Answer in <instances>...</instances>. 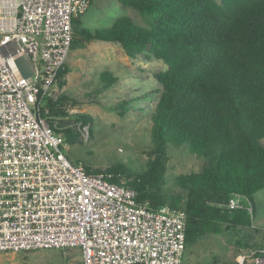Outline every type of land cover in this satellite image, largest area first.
Listing matches in <instances>:
<instances>
[{"label":"trees","instance_id":"trees-1","mask_svg":"<svg viewBox=\"0 0 264 264\" xmlns=\"http://www.w3.org/2000/svg\"><path fill=\"white\" fill-rule=\"evenodd\" d=\"M119 2L148 27L119 17L109 29H88L79 18L73 23L71 49L78 42L109 43L130 59L155 58L167 69L154 75L160 97L150 116L146 169L135 172L116 163L100 170L86 165L87 172L112 173L116 183L134 190L137 202L150 210L170 206L185 211L186 251L207 236L252 228L247 210L231 211L225 205L233 195L254 205L264 190V0ZM68 73L65 65L58 77L61 87ZM99 79L103 90L118 82L108 71ZM61 104L46 98L41 114L54 123L64 113ZM172 146L205 160L199 174L177 180L176 191L166 188ZM259 256H264V247L243 264Z\"/></svg>","mask_w":264,"mask_h":264},{"label":"built area","instance_id":"built-area-1","mask_svg":"<svg viewBox=\"0 0 264 264\" xmlns=\"http://www.w3.org/2000/svg\"><path fill=\"white\" fill-rule=\"evenodd\" d=\"M92 2L0 0V253L79 248L82 264H183L186 212L150 210L112 173H88L41 114L46 98L57 101L73 23ZM20 55L33 68L29 78ZM225 208L253 210L239 195Z\"/></svg>","mask_w":264,"mask_h":264},{"label":"rangeland","instance_id":"rangeland-1","mask_svg":"<svg viewBox=\"0 0 264 264\" xmlns=\"http://www.w3.org/2000/svg\"><path fill=\"white\" fill-rule=\"evenodd\" d=\"M119 17L148 27L136 11L119 0H93L81 18L85 28L106 30ZM67 67L66 84L58 85L57 94L64 113L52 123L68 144L67 157L92 170L116 163L135 172L145 170L152 144L150 116L160 97L154 75L166 70L167 65L143 56L130 59L113 44L78 42L70 50ZM107 71L119 81L110 90H103L99 78ZM65 132L73 134L72 138ZM204 164V159L190 154L185 147H170L167 190L176 191L175 183L180 177L199 174ZM249 203L253 207L252 228L205 237L185 252L183 264L248 263L258 247H264V190L257 194L254 205ZM0 264H82V257L79 248L0 253Z\"/></svg>","mask_w":264,"mask_h":264},{"label":"water","instance_id":"water-1","mask_svg":"<svg viewBox=\"0 0 264 264\" xmlns=\"http://www.w3.org/2000/svg\"><path fill=\"white\" fill-rule=\"evenodd\" d=\"M15 61L24 78H29L34 74L33 68L25 56H17Z\"/></svg>","mask_w":264,"mask_h":264},{"label":"crops","instance_id":"crops-1","mask_svg":"<svg viewBox=\"0 0 264 264\" xmlns=\"http://www.w3.org/2000/svg\"><path fill=\"white\" fill-rule=\"evenodd\" d=\"M66 66H67V64H66ZM119 81V80H118ZM118 83V82H117Z\"/></svg>","mask_w":264,"mask_h":264}]
</instances>
